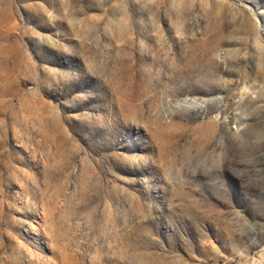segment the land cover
I'll use <instances>...</instances> for the list:
<instances>
[{
	"label": "rangeland",
	"instance_id": "1",
	"mask_svg": "<svg viewBox=\"0 0 264 264\" xmlns=\"http://www.w3.org/2000/svg\"><path fill=\"white\" fill-rule=\"evenodd\" d=\"M0 264H264V0H0Z\"/></svg>",
	"mask_w": 264,
	"mask_h": 264
}]
</instances>
